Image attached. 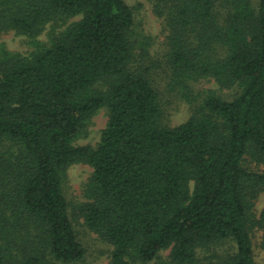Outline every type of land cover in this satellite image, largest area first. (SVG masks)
Listing matches in <instances>:
<instances>
[{"label": "trees", "instance_id": "16d2710c", "mask_svg": "<svg viewBox=\"0 0 264 264\" xmlns=\"http://www.w3.org/2000/svg\"><path fill=\"white\" fill-rule=\"evenodd\" d=\"M160 13L183 96L192 102L191 83L207 78L236 90L231 99L206 93L175 126L163 124L152 63L134 65L125 0H0V33L36 38L49 23L79 17L29 56L0 52V264L84 258L62 185L77 162L93 167L81 211L113 245L111 264H148L167 249L165 264H256L264 0H171ZM103 107L99 143L74 145Z\"/></svg>", "mask_w": 264, "mask_h": 264}, {"label": "rangeland", "instance_id": "374dc122", "mask_svg": "<svg viewBox=\"0 0 264 264\" xmlns=\"http://www.w3.org/2000/svg\"><path fill=\"white\" fill-rule=\"evenodd\" d=\"M125 1L134 13V25L130 32V37L136 46L138 59L134 65L147 66L152 63L153 66L150 71L160 95L164 125L175 126L188 120L198 109L202 97L208 92L220 95L225 99H231L236 94L235 88H221L214 79L207 78L191 83L195 99L192 102L188 101L178 86H175L167 63L168 46L166 37L168 28L166 17L160 12H168L171 0ZM78 18L49 23L36 38L18 34L12 29L2 31L0 33V52L4 46L8 51L29 56L39 45L49 44L51 36L59 33ZM142 48L147 50V56H141L143 53ZM108 118V109L106 107L100 108L88 123L86 133L77 138L74 145H91L95 147L101 139ZM252 166L258 168L255 165ZM259 169L261 170V167ZM92 173L93 167L91 165L85 162H77L68 167L62 181L63 191L68 201L69 216L79 241L85 247V256L78 262H52L50 264H111L113 245L103 240L97 232L87 226L81 211L83 203L90 199L87 188ZM263 207L264 189L255 198L251 216L258 218ZM263 235L264 228L255 226L251 229L256 264H264V248L261 244ZM169 255V249L162 250L159 256L148 264H165L169 260Z\"/></svg>", "mask_w": 264, "mask_h": 264}]
</instances>
